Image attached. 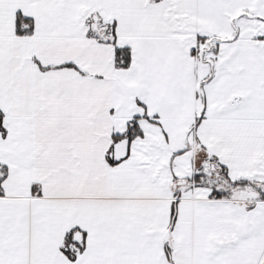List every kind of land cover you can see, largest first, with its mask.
<instances>
[{
	"label": "snow or ice",
	"instance_id": "6c2138e0",
	"mask_svg": "<svg viewBox=\"0 0 264 264\" xmlns=\"http://www.w3.org/2000/svg\"><path fill=\"white\" fill-rule=\"evenodd\" d=\"M0 264H264V0H0Z\"/></svg>",
	"mask_w": 264,
	"mask_h": 264
}]
</instances>
